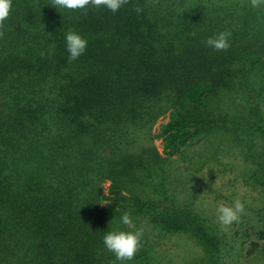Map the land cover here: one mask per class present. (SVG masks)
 Here are the masks:
<instances>
[{
  "label": "trees",
  "instance_id": "1",
  "mask_svg": "<svg viewBox=\"0 0 264 264\" xmlns=\"http://www.w3.org/2000/svg\"><path fill=\"white\" fill-rule=\"evenodd\" d=\"M0 30V264H117L103 237L125 212L194 240L191 264H220L223 234L140 176L210 133L261 140L264 155V7L129 0L85 14L12 0ZM70 30L88 41L71 63ZM223 31L227 50L206 45ZM235 93L232 113L220 102ZM160 119V147L131 148ZM253 179L264 186V156Z\"/></svg>",
  "mask_w": 264,
  "mask_h": 264
},
{
  "label": "rangeland",
  "instance_id": "2",
  "mask_svg": "<svg viewBox=\"0 0 264 264\" xmlns=\"http://www.w3.org/2000/svg\"><path fill=\"white\" fill-rule=\"evenodd\" d=\"M240 103L237 93L224 94L220 105L236 113ZM162 121L136 131L131 148L160 147L155 134ZM238 138L218 132L191 139L166 166L143 172L140 179L145 194L160 188L180 205L192 207L223 234L220 264H264V186L253 179L264 156H260L263 142H247L243 134ZM237 198L245 205L244 213L224 231L215 209L220 203L231 205ZM131 218L133 229L119 221L115 230L143 228L142 253L123 264H191L203 256L198 244L186 235L160 233L144 215Z\"/></svg>",
  "mask_w": 264,
  "mask_h": 264
},
{
  "label": "clouds",
  "instance_id": "3",
  "mask_svg": "<svg viewBox=\"0 0 264 264\" xmlns=\"http://www.w3.org/2000/svg\"><path fill=\"white\" fill-rule=\"evenodd\" d=\"M129 0H52V7L66 9L69 11L82 10L87 13L89 7L92 9L106 8L112 13H116L121 7L127 5ZM250 6L253 9H259L264 7V0H249ZM12 8V0H0V29H3L4 22L8 19ZM134 11L138 14L143 9L137 6ZM4 35V32L0 30V37ZM231 33L229 31H223L218 33L214 37H210L206 41V45L215 49L216 51H225L229 45V37ZM66 49L69 53L68 60H77L82 54L85 53L88 45V41L81 35L74 31H68L65 36ZM54 45L50 46V50L54 49ZM40 55L44 57L46 54L41 52ZM245 205L239 199L233 200L231 205L220 203L215 211L217 214V221L224 231L234 223L240 220L241 215L244 213ZM115 222V221H113ZM120 223L127 226L129 229H133L131 214L125 212L120 217ZM143 228L136 229L134 231H122L113 230L107 232L103 237L104 247L114 254L115 259L120 261L121 264L126 261L134 259L136 253L142 247Z\"/></svg>",
  "mask_w": 264,
  "mask_h": 264
}]
</instances>
